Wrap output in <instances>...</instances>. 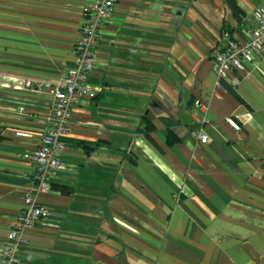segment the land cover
Wrapping results in <instances>:
<instances>
[{"label": "crops", "instance_id": "obj_1", "mask_svg": "<svg viewBox=\"0 0 264 264\" xmlns=\"http://www.w3.org/2000/svg\"><path fill=\"white\" fill-rule=\"evenodd\" d=\"M88 1L0 0V248ZM259 5L115 6L94 92L72 109L63 167L37 196L49 214L22 233L16 264H264V58L221 79L211 68L221 31L244 40Z\"/></svg>", "mask_w": 264, "mask_h": 264}, {"label": "built area", "instance_id": "obj_2", "mask_svg": "<svg viewBox=\"0 0 264 264\" xmlns=\"http://www.w3.org/2000/svg\"><path fill=\"white\" fill-rule=\"evenodd\" d=\"M122 0H89L82 8L79 33L73 45L72 61L65 66L59 83L50 87L52 110L46 117L39 145L32 151L33 186L23 195V206L12 226L7 231L0 248V264H16L17 254L23 244L22 233L45 220L49 211L37 200V196L50 191V178L55 170L63 167L61 160L64 146L63 136L70 131V113L82 104L84 98L94 92L89 81L96 70L95 49L101 43L100 30ZM264 58V5L256 6L251 12V24L244 40L221 31L211 68L219 79L231 73L245 74ZM233 80V83L236 82ZM49 87V85H46ZM227 122L239 129L233 117ZM21 135H28L18 132ZM198 141L206 143L208 135L198 134Z\"/></svg>", "mask_w": 264, "mask_h": 264}, {"label": "trees", "instance_id": "obj_3", "mask_svg": "<svg viewBox=\"0 0 264 264\" xmlns=\"http://www.w3.org/2000/svg\"><path fill=\"white\" fill-rule=\"evenodd\" d=\"M232 4V3H231ZM50 188H51V185H50Z\"/></svg>", "mask_w": 264, "mask_h": 264}]
</instances>
